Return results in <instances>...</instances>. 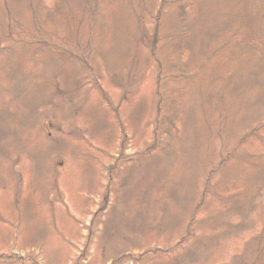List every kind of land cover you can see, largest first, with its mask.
Masks as SVG:
<instances>
[{"label": "rangeland", "instance_id": "obj_1", "mask_svg": "<svg viewBox=\"0 0 264 264\" xmlns=\"http://www.w3.org/2000/svg\"><path fill=\"white\" fill-rule=\"evenodd\" d=\"M221 3L203 1L198 14L209 17ZM126 6L102 3L87 63L56 47L0 43V253L19 264H113L117 255L114 264H235L260 228L264 184L246 185L240 198L229 188L232 179L241 188V180L225 172L211 188L225 190V200L206 195L197 216L218 217L214 230H186L204 163L194 129L207 132L219 113L225 119L251 95L242 114L252 108L264 117V82L248 72L247 57H207L212 33L196 26V55L179 59L190 72L198 68L197 86L193 79L181 99L189 124L177 123L181 139L172 153L149 150L157 67L135 41ZM258 6L250 0L237 12L264 33ZM251 139L240 154L264 149Z\"/></svg>", "mask_w": 264, "mask_h": 264}, {"label": "trees", "instance_id": "obj_2", "mask_svg": "<svg viewBox=\"0 0 264 264\" xmlns=\"http://www.w3.org/2000/svg\"><path fill=\"white\" fill-rule=\"evenodd\" d=\"M104 1L106 0H0V43L12 40L23 45L56 47L87 63L90 44L95 37L94 26ZM203 1L207 0H157L153 7H149L147 0H123L132 15L135 41L148 50V59L157 67L154 79L155 116L152 121V141L148 149H159L157 154L160 155L172 153L178 146L181 136L177 123L189 124L184 117L188 106L182 105L181 99L189 93L193 79L197 86L199 80L195 76L198 68L190 72L182 63L184 61L179 59L185 51L192 55L196 45L194 42L193 47L192 41L196 26L203 24L205 26L202 27L212 33V40L208 42L209 49L206 50L207 57L228 54L232 61L247 57L253 63L248 72L256 74V78L261 83L264 82V33L257 27L254 32L255 24L252 25L251 19L244 21L246 18L237 12L240 3L250 0H222L226 9L222 8V3L219 9L209 8V11H217L206 18L198 14L204 6ZM257 5L264 14V0H257ZM161 42H164L165 49L159 47ZM166 64L170 66L166 67ZM250 98L243 97L225 119L219 113V120L216 118L212 126H208L207 132L204 133L201 129L199 134L194 129V141L200 145L197 150L204 163L198 174L199 187L194 191V203L186 230H190L191 226L194 229L206 228L208 232L214 230L211 227L218 217L198 219L197 216L200 210H204L206 195L213 194V199L225 200L219 192L225 190L218 189L216 195L211 190L212 187L220 186L219 182L222 183L225 172L232 173L238 181L241 180V188L236 187L233 179L229 188L237 190L240 198L248 193L246 185L254 184L257 179L258 184H264V149L258 153L241 150L240 154L238 151L249 137H252V143L264 146V117L254 114L252 108L250 111L249 108L246 109L242 114L241 105L250 101ZM196 112L199 119L200 109H194V113ZM197 119L195 118L194 125L197 122L199 126H194L195 128L202 126V118L200 122ZM227 133L231 135L229 140ZM163 135L166 136V141L162 140ZM211 144L218 148L215 155L211 153ZM217 176L220 178L216 180ZM187 234L188 231L181 236L180 242L185 240ZM204 237L205 241L211 239L212 235L207 233ZM4 254L0 253V264H19L18 256ZM119 257L122 256L117 255L113 262ZM235 264H264V212L259 230L250 238Z\"/></svg>", "mask_w": 264, "mask_h": 264}]
</instances>
